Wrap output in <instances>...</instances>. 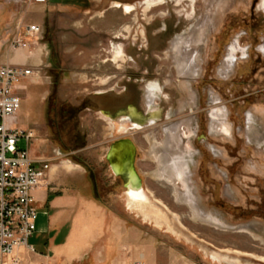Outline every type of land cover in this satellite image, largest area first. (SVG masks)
Listing matches in <instances>:
<instances>
[{"label": "rangeland", "instance_id": "1", "mask_svg": "<svg viewBox=\"0 0 264 264\" xmlns=\"http://www.w3.org/2000/svg\"><path fill=\"white\" fill-rule=\"evenodd\" d=\"M154 1L0 0V65L35 71L17 126L33 137L37 158L75 165L94 195L167 253L207 247L264 264V0L148 8ZM17 25L41 28L30 50L12 48ZM121 140L133 143L140 189L171 213L172 229L129 208L107 160ZM165 156L181 180L162 176L156 157Z\"/></svg>", "mask_w": 264, "mask_h": 264}, {"label": "crops", "instance_id": "2", "mask_svg": "<svg viewBox=\"0 0 264 264\" xmlns=\"http://www.w3.org/2000/svg\"><path fill=\"white\" fill-rule=\"evenodd\" d=\"M31 157L37 158L34 150ZM65 163L51 165L33 193L38 218L29 244L35 253L23 264H183L178 256L188 264H214L207 247L188 257L167 253L126 215L94 195L85 175L65 168ZM116 175L127 185L125 175Z\"/></svg>", "mask_w": 264, "mask_h": 264}, {"label": "built area", "instance_id": "3", "mask_svg": "<svg viewBox=\"0 0 264 264\" xmlns=\"http://www.w3.org/2000/svg\"><path fill=\"white\" fill-rule=\"evenodd\" d=\"M41 33L39 26L17 25L11 46L16 50H30L40 40ZM34 72L31 67L0 65V264H23L35 253L29 244L38 218L33 193L42 186L50 170L48 162L31 157L33 137L17 126L22 95ZM23 142L26 149L20 148Z\"/></svg>", "mask_w": 264, "mask_h": 264}, {"label": "bare ground", "instance_id": "4", "mask_svg": "<svg viewBox=\"0 0 264 264\" xmlns=\"http://www.w3.org/2000/svg\"><path fill=\"white\" fill-rule=\"evenodd\" d=\"M162 1L163 0H157V1H154L153 3H149L148 4V8H150V7L154 6L155 4H157L156 2H162ZM132 9L133 8L131 6H125V11L127 13L131 12ZM188 47H190V46H188ZM187 51H189V50H187ZM123 59H124V55L121 52L117 56L116 60H123ZM186 62L188 63V61H186ZM225 132L228 133V129H225ZM169 135L171 137L172 143L174 145L178 146L179 137L176 136L177 135V128L176 127H172L170 129ZM120 144L121 143H119L117 145H113L110 148V150H111V152L112 151H114V152L118 151V155H122L121 156L122 159L124 158L125 161L128 162L129 167H127V169L125 170V172H124L125 174L124 175L126 177H129L130 174H131L133 179H137V182H135L136 184L135 183L129 184V191L127 192V201H128V204H129L128 205L129 208L131 209V211L133 210L134 212H137L138 214L142 215L145 218L146 221L149 220L151 222L152 220H154L157 225H160V228H162L161 224H164L166 226L168 224V219H169L168 215L171 214V213H169L167 215L166 212L161 211L159 209V207H157V206H155V205L150 203L148 195L143 190L140 189V186H141L140 179L138 178L137 174L135 173V171L132 170V168L130 166L131 162H132V160H131L132 158L131 157H132L133 149L129 145H125V144H121L120 145ZM108 159L111 162L110 152L108 154ZM156 159H157L158 164L160 165L159 168H160L162 176L166 177L167 180L170 183L172 181H175V180H181V176L177 173L178 167H177L176 162L174 160L170 161V160H168V157L166 158V156L165 157H159V158L156 157ZM65 168L70 170V169L75 168V165H73L72 163L66 162L65 163ZM174 177H176V178L173 179ZM136 185H137V187H136ZM185 197H187V202H189V204H191V206H194L192 201L188 198L189 197L188 194H186ZM174 218L177 219V216H174ZM174 222H175V220H174ZM167 228L172 229L171 227H168V225H167ZM173 233L176 234L177 236L179 235L175 231H173ZM212 258H213L214 261H217V262L226 261V262H230V263H236V264L238 263V262H235L233 260L230 261V259L227 256H222V255H220L218 253H214V252L212 253Z\"/></svg>", "mask_w": 264, "mask_h": 264}, {"label": "flooded vegetation", "instance_id": "5", "mask_svg": "<svg viewBox=\"0 0 264 264\" xmlns=\"http://www.w3.org/2000/svg\"><path fill=\"white\" fill-rule=\"evenodd\" d=\"M127 116H133V113L130 111L128 114H127ZM122 141H126V140H121V141H117L116 143H114L113 145H117V143H120V142H122ZM123 146V145H122ZM111 148V147H110ZM109 152H110V159H111V163H112V167H113V169H114V171L112 170V172H113V175H114V177H116V178H118L119 180H120V182L122 183V185H123V187L126 189V192L127 191H129V184H131V183H135V182H137V179H133V177H132V175L130 174V176L129 177H127L128 179H127V185H126V181H125V179H124V177H122V176H117L116 174H118V173H121V174H125L124 172H125V170L127 169V167H129V164H128V162H126L125 161V159L123 158L122 159V155H118V151H112L111 152V150L109 149ZM109 152H108V154H109ZM120 154V153H119ZM111 166V165H110ZM112 169V168H111ZM116 174H115V173ZM135 173H137L136 171H135ZM141 182V181H140ZM136 184V183H135ZM126 186H127V188H126ZM136 187H137V185H136Z\"/></svg>", "mask_w": 264, "mask_h": 264}, {"label": "water", "instance_id": "6", "mask_svg": "<svg viewBox=\"0 0 264 264\" xmlns=\"http://www.w3.org/2000/svg\"><path fill=\"white\" fill-rule=\"evenodd\" d=\"M121 144H125V145H129L132 149H133V152H132V162H131V168H132V170L133 171H135V169H134V161H135V147H134V145H133V143L132 142H130V141H122V142H120ZM117 144H119V143H117ZM120 144V145H121ZM107 160L109 161V159H108V157H107ZM109 163H110V161H109ZM111 165V164H110Z\"/></svg>", "mask_w": 264, "mask_h": 264}]
</instances>
